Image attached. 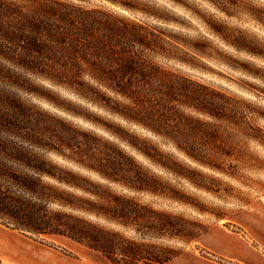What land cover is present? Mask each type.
<instances>
[{
	"label": "trees",
	"instance_id": "obj_1",
	"mask_svg": "<svg viewBox=\"0 0 264 264\" xmlns=\"http://www.w3.org/2000/svg\"><path fill=\"white\" fill-rule=\"evenodd\" d=\"M255 19L264 27L263 16ZM158 27L70 1L40 3L30 14L0 0L1 224L26 235L67 237L113 264H164L178 251L136 242L102 221L144 238L194 237L178 228V216L137 197L179 199L150 166L172 170L182 155L219 167L218 158L240 155L248 141L264 143L257 124L264 111L253 97L181 67L204 68L206 58L263 82L264 76L232 64L208 39ZM210 29L237 51L264 57V48L244 31L220 22ZM26 73L66 88L119 122L111 126L64 107L99 125L109 134L103 136L32 109L6 87L33 91Z\"/></svg>",
	"mask_w": 264,
	"mask_h": 264
},
{
	"label": "rangeland",
	"instance_id": "obj_2",
	"mask_svg": "<svg viewBox=\"0 0 264 264\" xmlns=\"http://www.w3.org/2000/svg\"><path fill=\"white\" fill-rule=\"evenodd\" d=\"M10 1L15 2L20 11L30 14H34L40 3L47 4L52 1H70L86 7L104 8L110 12L126 15L135 21L159 26L171 34L208 39L228 56L232 64L245 66L264 76V57L237 51L226 45L210 29L211 24L223 23L233 30L244 31L264 48V27L255 19L256 16L264 18V0ZM156 14L170 20L166 21ZM156 60L163 62L162 58ZM202 60L204 68L192 69L185 66L181 68L193 77L223 87L233 94L245 93L253 97L256 105L264 111V91H261V88H264L263 81L217 60L206 58ZM24 78L33 91L27 92L13 84H7L6 87L17 92L20 99L32 109L46 111L50 115L73 122L83 130L103 136L109 134L99 125L71 115L64 110V107L79 110L88 114L93 120L111 126L119 122L115 116L93 103L82 100L62 86L39 79L31 73H26ZM5 85L3 84L2 87ZM244 88H251L260 95L250 94ZM257 124L264 133V118L257 119ZM262 140L264 142V136ZM164 148L168 149L166 146ZM138 158L143 160L140 156ZM176 160L180 161L181 165H173L172 170L150 167L166 183L167 191L178 196V200L150 194H140L137 197L142 202L150 203L154 208L165 209L178 216V228L187 234H193V238L159 240L148 236L144 238L134 229L102 222L116 227L136 242L156 243L164 249H176L178 253L182 250H193L207 257H212V254L232 257L227 248L232 243H236L254 246L264 255V143L248 141L240 155L218 158L219 167L205 166L182 155ZM151 219L159 221L155 216ZM23 235L25 236H19L26 243L28 258H24L22 262L0 260V264H37L46 260H54V262L63 260L67 264H73L80 259L84 264H113L100 252L64 236ZM148 251L164 252L159 248ZM29 258L33 261H29Z\"/></svg>",
	"mask_w": 264,
	"mask_h": 264
},
{
	"label": "crops",
	"instance_id": "obj_3",
	"mask_svg": "<svg viewBox=\"0 0 264 264\" xmlns=\"http://www.w3.org/2000/svg\"><path fill=\"white\" fill-rule=\"evenodd\" d=\"M25 236L15 229L0 223V260L1 262H22L26 255V243L20 236ZM232 257L212 254L207 257L193 250H182L164 264H264V255L254 246L232 243L227 248ZM211 254V253H210ZM31 256V255H30ZM29 261H33L29 258ZM37 264H67L63 260L38 262ZM73 264H84L81 259Z\"/></svg>",
	"mask_w": 264,
	"mask_h": 264
}]
</instances>
